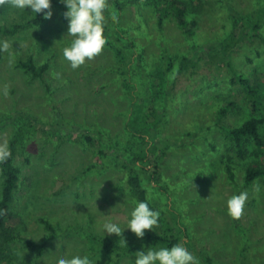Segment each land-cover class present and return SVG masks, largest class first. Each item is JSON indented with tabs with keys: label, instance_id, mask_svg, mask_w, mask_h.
Instances as JSON below:
<instances>
[{
	"label": "rangeland",
	"instance_id": "1",
	"mask_svg": "<svg viewBox=\"0 0 264 264\" xmlns=\"http://www.w3.org/2000/svg\"><path fill=\"white\" fill-rule=\"evenodd\" d=\"M117 1L123 5L118 7ZM188 4L187 18L198 21L192 36L173 19L159 28L152 5L107 0L108 39L125 49V63L106 42L91 62L70 69L62 56L70 43L63 7L52 8L50 19L13 37L0 33L15 56L11 64L6 52L0 59V144L15 136L20 147L15 157L21 169L16 210L22 221L15 231L44 244L38 256L20 238L8 243L0 239V264H55L64 255H89L94 264H133L143 239L130 230L123 237L138 248L118 260L82 230L122 243L123 237L106 234L102 225L112 220L126 227L131 201L137 200L127 185V169L144 152L142 182L161 213L158 226L145 232L161 231L160 222L167 217L198 264H206L207 256L213 264H264V177L244 184V170L257 158L233 156V143L221 129L240 125L253 109L231 80L217 44L235 36L239 42L230 58L241 71L264 79V41L252 37L254 31H246L230 11L253 16L264 0ZM20 11L14 8L9 18ZM113 13L118 22L110 19ZM5 22L1 19L0 25ZM130 42L132 47L126 48ZM164 51L175 58L200 57L201 66L183 72L176 64L165 74ZM30 56L49 64L43 79L17 66L19 59ZM228 99L234 106L219 120L218 109ZM152 145L159 148L150 155ZM155 160L158 180H151L150 161ZM1 181L0 175V191ZM240 192L248 197L241 217L234 219L227 200ZM40 217L59 229L55 238H49Z\"/></svg>",
	"mask_w": 264,
	"mask_h": 264
},
{
	"label": "trees",
	"instance_id": "2",
	"mask_svg": "<svg viewBox=\"0 0 264 264\" xmlns=\"http://www.w3.org/2000/svg\"><path fill=\"white\" fill-rule=\"evenodd\" d=\"M127 2L152 5L159 28H162L169 19H173L188 36H192L198 24L196 17H193L192 19L187 18L189 8L188 0H127ZM116 4L118 7L123 5V3L119 1H117ZM54 7L65 8L59 0H52V8ZM13 9L14 8L7 2L0 4V20H6L5 23L0 25V33L9 38L20 34L28 27L41 25L45 19L43 13L36 16L27 9L21 10L16 18H9ZM230 11L234 15L233 18L241 22L246 31H254V34L251 35L252 37H260L262 41H264V36L261 34V29L263 28L264 23V5L260 7L253 16L240 15L234 12L233 8H230ZM108 14L109 11L107 9L104 14L103 38L107 44L111 45L117 60L121 63H125L127 58L125 49L109 42ZM238 42L239 39L230 35L225 41H218L217 44L220 47L219 51L225 58L224 63L231 75V80L240 86V93L243 95V98L251 104L253 111L250 118L243 121L240 125L235 127L222 125L221 129L227 133L228 138L233 143V146L231 147L233 156L243 160L253 154L257 158L255 163H251L244 170V184L250 186L259 178L264 177V161H262L264 157V79H259L254 75H248L241 71L230 58L232 52L237 47ZM128 47H132L131 42L126 46V48ZM1 57L2 52H0V59ZM162 58L164 60L163 72L165 74L171 73L176 64H178V69L183 72L196 70L201 66V59L196 56L183 55L179 58H175L170 56L167 51H164ZM17 66L30 74L32 78L39 79L44 78V75L49 68L47 62L39 64L32 56L27 59H19ZM233 106L234 101L230 99L221 105L218 109L219 120L227 115ZM153 126L155 127L156 125ZM141 137L145 139L143 135H141ZM86 139L91 141L92 137L86 136ZM7 145L11 150V156L7 160L0 162V175L2 178L0 191V239L3 243H8L15 238H20L24 248L34 250L39 256L44 250V244L15 231V224L22 221L16 210L18 190L21 182V169L16 164L15 157L20 150V147L15 136L10 139ZM158 148V145H152L149 147L148 152H150V155H153L154 151H157ZM146 156L147 154L144 152L136 160L132 161L133 165L128 167L127 185L134 192L137 200H148L150 207L156 210V207L150 201L148 191L142 182V171L146 172L143 165ZM228 157L229 159L232 158L231 155ZM137 160L142 161V163H137ZM150 164L154 167V171L150 175V178L151 180H158L157 174L159 173V160H155L154 162L150 161ZM124 167H126V164ZM226 170L229 178L234 180L235 174L230 163L226 164ZM163 220V222L162 220L160 222L161 231L145 232V236L140 245L141 250L145 247H171L177 243L181 244L180 237L174 232L175 227L167 220V217H164ZM40 222L49 232L50 239L55 238L59 234V229L50 221V219L40 217ZM73 231L74 230L71 232ZM75 231L79 232L80 230ZM82 232H84L91 240L99 243L103 252L115 260L129 255L138 248V245L132 239H126L127 244L122 246L121 242L116 241L110 236L97 234L90 230H82ZM2 258L3 254L0 250V262ZM204 260L206 264H213L210 256L205 257Z\"/></svg>",
	"mask_w": 264,
	"mask_h": 264
},
{
	"label": "clouds",
	"instance_id": "3",
	"mask_svg": "<svg viewBox=\"0 0 264 264\" xmlns=\"http://www.w3.org/2000/svg\"><path fill=\"white\" fill-rule=\"evenodd\" d=\"M5 2L19 10H30L36 16L43 13L45 19H50L53 15L52 0H0V4ZM59 2L66 8L63 14L68 21L65 36L70 37V43L62 49V56L69 68L76 70L82 67L85 62H91L93 58L100 55L105 47L103 28L107 0H59ZM110 19L113 22H118L115 13L110 16ZM10 48L11 42L8 39H0V52L9 54V63L11 64L14 62L15 56ZM10 156L9 146L0 144V162L7 160ZM247 197V192L232 195L227 200L228 215L239 219ZM131 203L133 207L126 227L122 228L119 223L107 220L102 225L106 234L123 237L124 231L128 229L137 238L143 239L145 230H153L158 226L161 213L150 207L148 200H132ZM126 244L127 241L123 237L122 246ZM134 255L133 264H198L194 254L180 243L171 247H145ZM55 264H94V262L89 255H64L58 257Z\"/></svg>",
	"mask_w": 264,
	"mask_h": 264
}]
</instances>
